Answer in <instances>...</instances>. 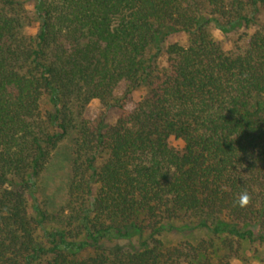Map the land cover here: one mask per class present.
<instances>
[{"label":"trees","instance_id":"1","mask_svg":"<svg viewBox=\"0 0 264 264\" xmlns=\"http://www.w3.org/2000/svg\"><path fill=\"white\" fill-rule=\"evenodd\" d=\"M66 138L51 227L39 178ZM246 243L264 245V0H0V264H232Z\"/></svg>","mask_w":264,"mask_h":264},{"label":"rangeland","instance_id":"2","mask_svg":"<svg viewBox=\"0 0 264 264\" xmlns=\"http://www.w3.org/2000/svg\"><path fill=\"white\" fill-rule=\"evenodd\" d=\"M26 7L28 10H31L32 4L30 1L26 2ZM211 29L213 37L222 42L226 48H231L232 44H234L238 38V35L236 34L225 36L219 30H216L213 27ZM186 42V35L178 34L168 38L165 47L174 43L184 45ZM158 61L160 65L164 66L166 63V56L163 54ZM126 90V86L119 88L116 91V97L122 98L125 95ZM146 92L147 89L144 87L133 91L128 96L127 109L132 111ZM110 116L114 117V114H110ZM71 147V138H66L62 141L54 151L50 161L39 178V191L37 193V198L40 206L51 219V227L57 223L56 221H53V216L57 212L56 205L63 207L66 204V189L71 174V164L69 160ZM207 236L208 235L204 231L170 233L163 238V241L166 246L171 247L180 242L196 243ZM241 254L243 257L242 260L234 261L232 264H264V245L243 244Z\"/></svg>","mask_w":264,"mask_h":264},{"label":"clouds","instance_id":"3","mask_svg":"<svg viewBox=\"0 0 264 264\" xmlns=\"http://www.w3.org/2000/svg\"><path fill=\"white\" fill-rule=\"evenodd\" d=\"M251 202H252L251 194L247 191H244L239 195V198L236 200V205L239 206L240 208H246L251 204Z\"/></svg>","mask_w":264,"mask_h":264}]
</instances>
